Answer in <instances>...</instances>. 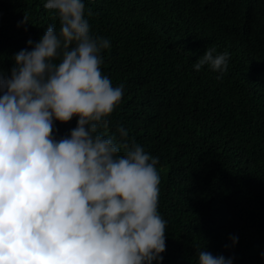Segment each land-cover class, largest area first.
<instances>
[{
	"label": "trees",
	"instance_id": "16d2710c",
	"mask_svg": "<svg viewBox=\"0 0 264 264\" xmlns=\"http://www.w3.org/2000/svg\"><path fill=\"white\" fill-rule=\"evenodd\" d=\"M43 3L0 0V74L10 75L29 39L59 28ZM84 5L90 31L110 41L101 72L123 85L108 131L123 125L130 141L159 157L160 264H197L203 248L233 264H264V0ZM209 48L229 53L219 79L207 65L192 67ZM76 119L54 121V135H68Z\"/></svg>",
	"mask_w": 264,
	"mask_h": 264
},
{
	"label": "clouds",
	"instance_id": "9594fccd",
	"mask_svg": "<svg viewBox=\"0 0 264 264\" xmlns=\"http://www.w3.org/2000/svg\"><path fill=\"white\" fill-rule=\"evenodd\" d=\"M43 7L59 28L29 39L10 75L0 74V264H160L159 157L123 125L108 131L123 95L101 72L109 38L90 31L84 0ZM214 52L192 67L207 65L219 79L229 53ZM73 117L76 126L57 138L54 121ZM229 239L234 246L238 237ZM197 264H233V256L203 248Z\"/></svg>",
	"mask_w": 264,
	"mask_h": 264
}]
</instances>
